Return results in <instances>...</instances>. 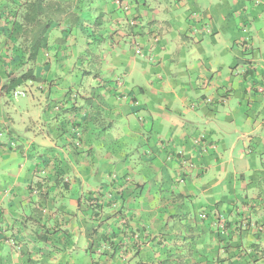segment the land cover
Instances as JSON below:
<instances>
[{"label": "crops", "instance_id": "crops-1", "mask_svg": "<svg viewBox=\"0 0 264 264\" xmlns=\"http://www.w3.org/2000/svg\"><path fill=\"white\" fill-rule=\"evenodd\" d=\"M23 1L0 0V264H136L106 246L123 226L119 202L95 217L86 210L103 184L122 192L127 227L144 226L145 235L174 224L175 204L188 217L217 210L231 220L230 204L246 216L240 202L258 199L252 222H264V0H54L66 12L48 30L47 47L14 68L3 29L13 23L19 45ZM151 30L160 35L152 48ZM27 67L41 81L24 83L30 97L17 112L1 87ZM68 92L91 115L79 127L81 115L60 113ZM46 172L43 198L29 188ZM126 172L127 182L113 179ZM170 180L180 200L159 192ZM44 228L55 232L41 242ZM10 234L22 241L12 246ZM210 242L205 251L223 257ZM210 256L200 264H212ZM231 259L247 264L241 254Z\"/></svg>", "mask_w": 264, "mask_h": 264}, {"label": "trees", "instance_id": "trees-1", "mask_svg": "<svg viewBox=\"0 0 264 264\" xmlns=\"http://www.w3.org/2000/svg\"><path fill=\"white\" fill-rule=\"evenodd\" d=\"M54 2V0L23 1V9L20 16L22 20L20 25L21 31L19 35L22 38V41L19 42V45L14 46L15 42L12 39V32L14 31L13 23H10L8 27H4L3 30L7 34L6 36L11 38L10 41L12 43V46H8L10 47L9 65L16 68L24 65L25 62H34L38 50L47 47L46 34L48 30L52 26L58 24L62 15L66 12L63 7L61 8L59 6V4L54 8ZM98 18L99 16H97L95 20ZM96 25H98V23H96ZM19 51L27 55L25 60L23 54H20ZM26 81L40 82L41 77H39L31 67H27L25 70H21V72L17 74L11 72L1 89L6 94H11L14 89L23 85ZM72 93L75 92L67 93V100L69 103L68 109L61 110L60 113L81 115L82 119L74 123V126L79 127L84 123L86 114L88 117L91 115L83 105L78 106L76 104L77 93H75V96L71 97ZM86 103L87 102H85V104ZM139 158L142 160L148 159L144 154H140ZM60 171H62V169L58 168L55 173L59 174ZM36 177L39 178L40 181L38 180L35 182V187L29 189L32 191L37 190L39 196L46 198L48 191L46 190L44 192L45 188L42 185L48 184L47 178H49V175L46 172L42 177H39L38 175ZM127 177H129V174L126 172L121 176L114 174L113 179L121 184L124 180L127 182ZM54 180L56 183L58 178ZM173 185L174 182L172 180H170L165 187L161 184L159 186V192L161 194L173 195L180 200L182 194L176 192L172 188ZM98 192V195L94 197L95 201L93 206H91V204L90 206H86V210L89 211L88 213H90L91 217L97 216L99 210L104 206H109L110 203L119 202V207L115 214L118 219L124 220L123 226L114 228L112 234L105 238L106 246H108L112 257L115 256L116 253H122L124 255L131 253V258H137L136 264H144L146 257L157 264H200L202 259L208 260L207 257L208 255L210 256V251H205V247L208 246V243L210 246V241L214 240L216 244L224 250V254L223 257L211 255L215 260L214 262L211 261V263L213 262L212 264H231V258L236 254H241L242 259L247 264H257L258 261H264V222L262 220H260V223H258V220L252 222L253 214L256 212L255 209L261 204L260 200L257 201L258 199H254V201H252V199L251 201L243 200L242 203L240 202L241 207L246 205L248 211L252 212L250 215L248 214L246 216L241 213L242 211L237 210L236 203L230 204L229 209L234 211V214L236 215L235 218L231 220L227 218L222 219L223 214L216 212L217 210H208L200 214L198 213V217H188L185 214L175 213L179 206V204H175L174 209L176 208V210L174 211L173 209V211L170 212V219L174 224L167 229V224L165 223L163 225L164 227H162L156 235L152 236L144 234V226L137 228L135 231L127 227V213L123 211L125 205L123 204L124 199L122 192L112 193L111 186H108L107 184L101 185ZM106 193H109L111 196L107 198ZM89 197L90 196H87V199H89ZM38 211L39 216H41V211ZM221 219L223 222H221ZM171 227L176 229L177 232H174V234L169 233ZM252 228H254V230ZM96 230L97 229L95 228L92 232H96ZM54 232L55 230L50 231V229L44 228V230L39 233V241L46 242L48 235L53 234ZM243 234L251 238L248 245L246 244V241H240ZM120 235H122V237H120ZM3 236H0V240L3 239ZM123 236L129 237L130 245L124 243ZM7 237L8 240L11 239L15 243L22 241L20 239L18 240V237L15 234H10ZM236 237L239 240H237ZM96 238L97 237H95V239ZM142 239L151 242L150 247L152 250H146L142 247L145 241ZM164 241L167 242V245L163 244ZM93 244L94 240L90 246H93ZM230 249L235 253L231 252ZM23 253L25 254V251H23Z\"/></svg>", "mask_w": 264, "mask_h": 264}, {"label": "built area", "instance_id": "built-area-1", "mask_svg": "<svg viewBox=\"0 0 264 264\" xmlns=\"http://www.w3.org/2000/svg\"><path fill=\"white\" fill-rule=\"evenodd\" d=\"M252 1H256V2H258V0H252ZM197 17V14L196 13H191V18L192 19H194V18H196ZM242 31H243V33H244V39H243V41H244V46L245 45H247L248 43H249V38H248V36L246 35V33H247V29H246V27H243L242 28ZM159 40V36L156 34V33H153V34H151V42L152 43H156L157 41ZM150 48H152V45L150 46ZM134 51H135V53H137V54H143V51H144V48H143V46H140V45H138V44H136V43H134ZM259 91L260 92H262V91H264V85H260V87H259ZM20 94H22V92H17V91H15L14 92V96H19ZM77 134H79V132H77ZM8 242L11 244V245H13L15 242L13 241V240H8Z\"/></svg>", "mask_w": 264, "mask_h": 264}, {"label": "rangeland", "instance_id": "rangeland-1", "mask_svg": "<svg viewBox=\"0 0 264 264\" xmlns=\"http://www.w3.org/2000/svg\"><path fill=\"white\" fill-rule=\"evenodd\" d=\"M19 90L24 91V95H19V96H5L6 97V104L8 107L13 108L17 107V112H19V109H22L21 103L25 100H27L30 97V91L27 86L21 85L18 87Z\"/></svg>", "mask_w": 264, "mask_h": 264}, {"label": "clouds", "instance_id": "clouds-1", "mask_svg": "<svg viewBox=\"0 0 264 264\" xmlns=\"http://www.w3.org/2000/svg\"><path fill=\"white\" fill-rule=\"evenodd\" d=\"M194 13V12H193ZM150 33V39H151V34H153V33H156L158 36H159V40H160V35H159V33L158 32H156V31H150L149 32ZM158 40V41H159ZM157 41V42H158ZM156 42V43H157ZM155 43H152L151 42V45H152V47H153V45H154ZM143 48H144V46H143ZM133 49H134V44H133ZM137 54V53H136ZM24 85V84H23ZM15 91H17V92H22V94H20V95H24V91L23 90H19V88L17 87L16 89H14L12 92H11V94H8L9 96H14V92ZM264 92V91H263ZM262 92V93H263ZM71 93V92H70ZM73 96H75V93H72V96L71 97H73ZM77 132H79V134H77ZM73 133L75 134V137H76V139H79V137H80V131L79 130H74L73 131ZM193 165V163L192 162H189V164H188V166L190 167V166H192ZM186 173V172H185ZM185 173L183 172L182 174H183V176L180 178V181H184L185 179H184V176H185ZM127 180H128V178H127ZM111 191H112V193H118V191L119 190H112L111 189ZM107 195H106V197L108 198V197H110L111 195L109 194V193H106ZM202 216H203V214H202ZM8 240V239H7ZM15 245V243L12 245V246H14Z\"/></svg>", "mask_w": 264, "mask_h": 264}]
</instances>
